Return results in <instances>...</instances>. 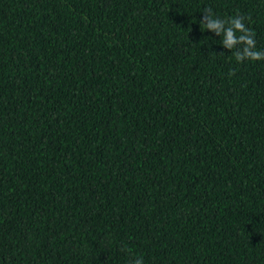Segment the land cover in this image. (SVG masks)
I'll return each instance as SVG.
<instances>
[{
	"label": "trees",
	"instance_id": "16d2710c",
	"mask_svg": "<svg viewBox=\"0 0 264 264\" xmlns=\"http://www.w3.org/2000/svg\"><path fill=\"white\" fill-rule=\"evenodd\" d=\"M209 8L264 51V0H0V264H264V60Z\"/></svg>",
	"mask_w": 264,
	"mask_h": 264
},
{
	"label": "clouds",
	"instance_id": "9594fccd",
	"mask_svg": "<svg viewBox=\"0 0 264 264\" xmlns=\"http://www.w3.org/2000/svg\"><path fill=\"white\" fill-rule=\"evenodd\" d=\"M244 19L239 14L232 18L220 19L209 8L204 10L200 25L206 28L208 32L222 38V48L229 51L234 50L233 56L238 63L245 60H264V51L257 50L254 34L246 26ZM238 33L239 35H237ZM229 75L233 76L235 73L230 71ZM130 264H143V260L134 259Z\"/></svg>",
	"mask_w": 264,
	"mask_h": 264
}]
</instances>
